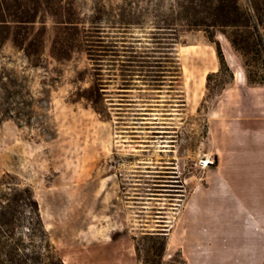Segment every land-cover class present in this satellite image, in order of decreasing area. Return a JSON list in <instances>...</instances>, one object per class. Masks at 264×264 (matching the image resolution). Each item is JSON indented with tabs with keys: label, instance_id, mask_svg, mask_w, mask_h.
I'll return each instance as SVG.
<instances>
[{
	"label": "rangeland",
	"instance_id": "1",
	"mask_svg": "<svg viewBox=\"0 0 264 264\" xmlns=\"http://www.w3.org/2000/svg\"><path fill=\"white\" fill-rule=\"evenodd\" d=\"M72 2L81 17L91 15V0ZM240 3L247 6L246 0ZM60 20L42 13L31 26L44 42L38 66L9 40L0 53V65L24 76L35 98L29 126L0 122V177L10 173L32 189L65 264H194L189 198L196 183L216 176L203 171L219 164L218 155L221 164L235 166L230 179L235 199L258 188L264 176V86L247 82L241 56L217 31L235 80L222 92H208L207 74L219 66L216 44L202 31L186 32L175 49L179 91L158 94L138 86L143 90L127 95L136 106L119 102L120 71L106 70L113 56L105 52L99 62L110 114L104 109L99 114L82 98L94 66L85 47L70 49L71 30ZM156 97L163 102L147 113L150 118L131 108L144 110L145 101ZM175 97L185 104L172 105L180 101ZM168 110H174L170 116ZM156 128L169 131L157 134ZM204 156L214 162L202 168ZM220 193L215 184L213 194ZM145 231L167 235L163 256L147 248L162 236L144 240Z\"/></svg>",
	"mask_w": 264,
	"mask_h": 264
},
{
	"label": "trees",
	"instance_id": "2",
	"mask_svg": "<svg viewBox=\"0 0 264 264\" xmlns=\"http://www.w3.org/2000/svg\"><path fill=\"white\" fill-rule=\"evenodd\" d=\"M246 2L247 6L240 0H91L92 13L84 19L72 0H0V53L9 40L32 66H38L44 42L31 26L42 13L62 19L58 22L71 30L67 39L70 49L85 47L94 66L88 71L91 80L82 98L99 114L102 109L110 114L103 102L106 91L101 72L105 69L99 62L105 52L111 51L108 55L116 57L108 60L112 67L106 70L120 71L119 102L128 100V106H136L137 101L127 95L133 88L143 90L138 86H147L158 94L179 91L181 67L176 44L183 33L202 31L216 44L219 61L218 69L207 74L206 89L222 92L234 82L235 74L216 38L217 31H221L241 56L247 82L264 86V0ZM138 30L146 35H135ZM104 42H111V48H106ZM161 98L145 101L148 105L142 107L144 110L131 108H138L139 116L148 117L147 113L163 102ZM173 100L180 101L170 102L172 105L185 104L183 97ZM34 102L26 78L15 69L0 65V122L12 120L29 126ZM172 111L164 113L170 116ZM156 129L152 131L157 134L169 131ZM153 236L162 237H158V245L148 246V251L156 250L163 256L167 235L145 231L141 238L148 240ZM136 248L139 250L138 244ZM0 264H65L51 241L32 189L22 186L10 173L0 177Z\"/></svg>",
	"mask_w": 264,
	"mask_h": 264
},
{
	"label": "crops",
	"instance_id": "3",
	"mask_svg": "<svg viewBox=\"0 0 264 264\" xmlns=\"http://www.w3.org/2000/svg\"><path fill=\"white\" fill-rule=\"evenodd\" d=\"M218 159L217 166L203 171L216 176L196 183L189 198L195 213L194 264H264V176L258 188L235 199L230 179L236 167ZM215 184L218 195L213 194Z\"/></svg>",
	"mask_w": 264,
	"mask_h": 264
},
{
	"label": "built area",
	"instance_id": "4",
	"mask_svg": "<svg viewBox=\"0 0 264 264\" xmlns=\"http://www.w3.org/2000/svg\"><path fill=\"white\" fill-rule=\"evenodd\" d=\"M214 160L211 158H207V156H204L201 160H200V165L202 168L204 167H208L210 164H213Z\"/></svg>",
	"mask_w": 264,
	"mask_h": 264
}]
</instances>
